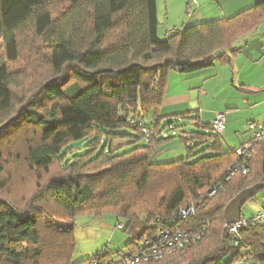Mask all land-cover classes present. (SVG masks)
I'll return each mask as SVG.
<instances>
[{
  "label": "trees",
  "instance_id": "1",
  "mask_svg": "<svg viewBox=\"0 0 264 264\" xmlns=\"http://www.w3.org/2000/svg\"><path fill=\"white\" fill-rule=\"evenodd\" d=\"M55 5L62 11L54 13ZM263 21L264 0L230 18L169 31L161 40L157 0H0V178L7 164L20 159L31 173H47L58 163L65 172L52 178L28 209L0 198V264H43L48 231L58 246L52 264H72L74 223L60 222L54 213L73 221L87 210L93 213L83 215L127 220L125 231L133 238L128 252L117 254L119 261L103 250V257L101 252L93 257L97 264H126L122 255L143 250L161 226L202 237L163 263L142 264H220L228 254L263 262L264 229L243 230L242 243L234 248L224 230V210L240 192L264 184V144L253 148L246 175L227 180L245 159L236 155L238 148H225L212 124L198 122V131L179 138L187 159L152 163L170 140L158 139L170 74L230 63L237 54L233 42ZM28 31L33 35L29 47L47 73L36 91L21 96L14 92L21 77L15 79L9 65L20 60ZM128 129L146 145L119 155L113 145L133 138ZM83 140L90 141L89 150L68 159L66 148ZM197 144H206L203 155L190 160L197 156ZM0 183L4 189L5 182ZM211 188L217 191L213 197L206 194ZM193 204L195 214L182 220L180 211ZM46 214L58 219L48 231L40 222ZM93 258L79 264H96Z\"/></svg>",
  "mask_w": 264,
  "mask_h": 264
},
{
  "label": "rangeland",
  "instance_id": "2",
  "mask_svg": "<svg viewBox=\"0 0 264 264\" xmlns=\"http://www.w3.org/2000/svg\"><path fill=\"white\" fill-rule=\"evenodd\" d=\"M186 1L187 0H157L158 20L160 23L159 37L161 40H164L167 32L175 27L178 29H184L198 24L199 22L192 20L195 13L197 15H205V21L230 18L236 15L229 12H222V9L220 8L221 6H219L216 0H200L206 2V4H202V6L206 5L204 6L205 9H203L205 12H196L197 9L195 10L200 1L191 0L189 2L190 5L185 4ZM52 10L56 14L57 12L59 13L62 11V5H55L52 7ZM32 38L33 35L31 31L23 34L20 60L15 64L9 65L10 71L13 73L15 79L21 77V80L17 81L19 85H17L14 90L15 93L21 96H29L32 92L36 91V87L40 81L44 79L47 73L45 67L37 64L38 60L34 56V51H32L33 48L32 46L31 48L29 47L30 43H32ZM248 39V42L256 40L259 45L264 41V33H256L253 37L251 36V39L248 37L244 41L238 39L233 42L232 47H238L237 49H239V47L244 48L247 43L246 40ZM2 59L4 60V47L3 41H0V61ZM245 61L246 59H244V57L240 58V64H245ZM260 66H263L264 68V61ZM229 70L230 69L227 67L223 77L215 81L217 85L216 87H212L210 84L207 85L208 88L215 89V92L206 98L200 96L199 90H194L196 88H194L195 86L192 82L187 81L181 83L180 79H177V82V80H173L174 78L172 77L171 90H185V88L193 89L189 92L192 95V102L188 103L185 107H181L184 110H181V112L178 113L188 114L187 112L189 111H199V113L178 119L173 116L171 117L173 114H170V116L166 118L165 116L169 113L168 110L166 109L162 111L160 116L162 117L160 127L161 134H158V139L169 137L170 140L166 141L164 145L158 149V155L152 159L153 164L169 163L181 158L187 159L188 152L179 141V138L183 136V132L198 131L196 126L198 122H201L202 124H210L212 117L219 113L225 114V116L227 115V130L222 134L226 149L240 148L242 144H245L251 139V135L248 133L247 129V126L249 125L247 124L249 119V114L246 109L247 105L242 104L243 94L239 91L240 84H238L236 76L233 79V76H231L232 73ZM204 74H209V71ZM173 76L175 78H183L179 76L185 75L175 73ZM233 80L236 82L235 86L232 83ZM228 107H231L232 115L227 114L229 111ZM178 113L174 115H177ZM131 124L134 126L133 129H138L134 123ZM126 133L133 138L128 141H116L113 147L114 150L117 149V154L122 155L131 151L135 147L146 145L144 140L136 139L140 136L138 132L128 129L126 130ZM142 135L145 138L149 136V134L145 135L144 132ZM89 142V140H83L72 144L64 151L65 156L69 159L76 154L87 152L89 150ZM205 147L206 144L201 146L198 145L194 151L197 156H192L190 160L198 159L203 155ZM64 174L65 172L59 163L54 165L49 172L40 175V173L29 172L27 165L22 159H20L19 163H15V161L10 162L7 164L5 175L0 178V182H5L4 189H0V198L10 201L19 210L28 209L33 197L44 191L52 178H57ZM263 194L264 190L244 206L243 214L245 216L251 217L260 210ZM44 207L47 210H52V207L49 205ZM90 213H93V211H84L81 215L75 217L73 221L72 218L61 214L59 215L57 211L54 213L59 216L60 222L63 220V222L66 223H74L75 247L70 258L71 263L79 264L87 262L103 250H107L116 261H119L120 258L117 254L122 251L128 252L126 246L133 241L132 236L125 231L128 226V221L122 219L119 220L120 223H118V220L114 215H104L102 217L83 215ZM60 218L63 219L61 220ZM56 221H58V219L52 220L48 214L42 215L40 218L41 226L44 228H47V226L51 228ZM121 224L125 227L124 230L117 227ZM46 231H48V228ZM48 233L45 234L46 238L43 243L44 246L42 247L43 264H52L51 260L54 256L53 253L54 251L57 252L58 248L57 245H54L55 243H51V236L50 233ZM233 261L234 255L228 254L220 261V264H234Z\"/></svg>",
  "mask_w": 264,
  "mask_h": 264
},
{
  "label": "crops",
  "instance_id": "3",
  "mask_svg": "<svg viewBox=\"0 0 264 264\" xmlns=\"http://www.w3.org/2000/svg\"><path fill=\"white\" fill-rule=\"evenodd\" d=\"M191 0H187L185 4H189ZM200 0H198L199 2ZM262 0H216V2L221 6L222 12H229L231 14H238L242 11H245L252 6H254L256 3L260 2ZM200 1L198 3V7L195 8L196 12H205L204 6L202 4H206V2ZM219 8V9H220ZM228 10V11H227ZM201 14V13H199ZM205 15H197L195 13V16L192 17V20L195 22H204L206 19ZM178 28H174L169 31L177 30ZM168 31V32H169ZM256 33H264V21L261 23V25L254 30L252 33H250L247 36H244L240 38L243 41L251 36L253 37ZM245 44L244 48H234L233 50H236L237 54L232 56V60L230 63L225 64H217L215 67L204 70L199 73L185 75V76H179L183 78H175L173 75L176 72H172L168 79V85L166 90V96L164 99V105L160 111V116L162 111L168 110L169 113L165 116L166 118L171 115V117H176L180 115H185L181 112V110H184L181 107H185L188 103L192 102V95L189 93L193 89H178V90H171V79L173 80L180 79L181 83L190 81L195 86L194 90L200 91L201 97H209L211 94H214L215 89H210L207 87V85H211L212 87H216V82L218 79H221L223 75L226 72V69H230L229 71L232 73L231 76H236L238 84H240L239 91L243 94V105H247V111L249 114V119L247 124L249 123H264V68L263 66H260L261 63L264 61V41H262L261 44H257L256 40H252L253 42H248ZM244 57L246 59L245 64H240V58ZM260 67V68H259ZM209 71V74H204ZM213 71V72H212ZM179 74V73H178ZM184 75V74H180ZM187 77V78H184ZM235 79V80H236ZM178 82V80H177ZM215 83V84H211ZM233 85L235 86L236 82L233 80ZM178 84V83H177ZM215 85V86H214ZM213 90V91H212ZM245 95V96H244ZM228 115H232L231 113V107H228ZM177 115H174L176 113ZM194 113L198 114L199 111H189L187 113ZM221 114V113H219ZM216 115L212 117V121L215 119ZM162 118V117H161ZM201 121V120H200ZM226 127H227V115H226ZM227 129H225L226 131ZM224 131V132H225ZM243 145V144H242ZM230 149H236V148H230ZM262 200V199H261Z\"/></svg>",
  "mask_w": 264,
  "mask_h": 264
},
{
  "label": "built area",
  "instance_id": "4",
  "mask_svg": "<svg viewBox=\"0 0 264 264\" xmlns=\"http://www.w3.org/2000/svg\"><path fill=\"white\" fill-rule=\"evenodd\" d=\"M191 10V9H190ZM135 124V123H134ZM136 126V124H135ZM212 129L216 134H223L226 129V116L225 114H217L212 122ZM248 133L251 135V139L243 144L236 150V155L240 159H245L242 166L236 167L234 170H230V174L227 180L234 176L236 173H242L246 175L248 168L246 167L247 160L251 157V152L255 145L264 144V124L263 123H249L247 126ZM144 134L148 135L149 131L144 130ZM216 189H209L206 194L209 197H213L216 194ZM198 206L193 204L188 208H184L180 211V218L182 220L194 215ZM120 229L124 226L118 225ZM249 228H263L264 229V196L261 200L260 210L252 217L242 215L241 219L234 225L224 226V230L227 231L231 244L234 248H238L242 243V231ZM202 235L187 233L184 231L174 230L167 227H159L153 239H147L143 243V250L133 253V255H122L121 260H124L126 264H142V263H163L166 259L174 255V253L183 250L187 245L195 243L200 240ZM105 252H101L100 256H104ZM97 264L99 259L93 258ZM234 264H264L262 262H252L243 259H238L234 256ZM166 264V263H165ZM186 264V263H185Z\"/></svg>",
  "mask_w": 264,
  "mask_h": 264
},
{
  "label": "water",
  "instance_id": "5",
  "mask_svg": "<svg viewBox=\"0 0 264 264\" xmlns=\"http://www.w3.org/2000/svg\"><path fill=\"white\" fill-rule=\"evenodd\" d=\"M199 63L196 62L195 65ZM264 190V184H256L240 192L225 208L224 218L226 225L236 224L243 215L244 206L253 200L260 192Z\"/></svg>",
  "mask_w": 264,
  "mask_h": 264
}]
</instances>
